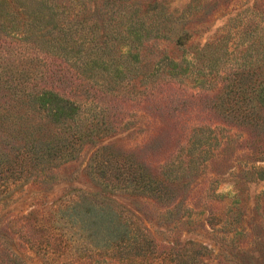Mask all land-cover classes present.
Instances as JSON below:
<instances>
[{
    "label": "rangeland",
    "instance_id": "obj_1",
    "mask_svg": "<svg viewBox=\"0 0 264 264\" xmlns=\"http://www.w3.org/2000/svg\"><path fill=\"white\" fill-rule=\"evenodd\" d=\"M262 65L264 0H0V264H45L34 223L74 194L133 215L155 256L264 264ZM34 89L76 105L74 121L33 114ZM68 127L92 136L63 161L36 171L17 157ZM120 166L165 199L125 189Z\"/></svg>",
    "mask_w": 264,
    "mask_h": 264
},
{
    "label": "trees",
    "instance_id": "obj_2",
    "mask_svg": "<svg viewBox=\"0 0 264 264\" xmlns=\"http://www.w3.org/2000/svg\"><path fill=\"white\" fill-rule=\"evenodd\" d=\"M258 73L264 78V65L258 68ZM35 87L33 85V88ZM257 92L256 102L264 109V83L261 82ZM30 103L33 104V114L41 112L45 115L43 118L57 119L59 122L74 121L78 114L76 105L48 90L34 89ZM63 134L66 138L54 137L57 139L44 146H33V150L25 146L17 157L20 156L22 163H28L29 168L37 171L41 167L44 169L63 161L68 155L71 156L76 142L83 143L92 136L91 133L76 134L70 127ZM98 157L100 155L97 154ZM121 167L111 169L110 172L118 183H124L125 189L133 185L136 191L144 195L159 201L165 199L161 182L151 178L143 169L139 172L140 167H132L133 171H122ZM101 177L108 179L106 174H101ZM33 231L49 238L46 241L33 240V249L41 254L45 264H67V261L71 264L73 260L81 259L80 256L87 260L92 254L122 264H150L158 261L163 264L170 257L174 258L170 261L172 264H197V254L185 248L175 252H160L155 256L157 246L139 220L111 201L96 196L66 195L53 204L46 215L36 220ZM64 250L67 251V256H55Z\"/></svg>",
    "mask_w": 264,
    "mask_h": 264
}]
</instances>
